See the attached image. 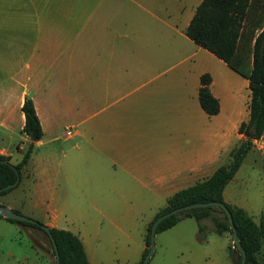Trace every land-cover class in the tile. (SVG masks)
Segmentation results:
<instances>
[{
    "label": "crops",
    "instance_id": "1",
    "mask_svg": "<svg viewBox=\"0 0 264 264\" xmlns=\"http://www.w3.org/2000/svg\"><path fill=\"white\" fill-rule=\"evenodd\" d=\"M201 1L0 0V156L12 165L22 158L28 142L22 133L25 98L32 100L42 129L36 148L53 134L55 104L72 121L81 112L79 81L91 77V136L83 120L65 127L66 139L79 138L88 147L76 148L62 164L46 162L44 170L56 178L61 166V179L69 178L91 157L92 185L76 190L82 202L61 194L58 209L42 216L44 225L81 241L89 264L106 263L97 237L82 227L90 217L85 208L119 225L117 233L126 241L132 240L130 231L120 225L143 219L141 243L135 249L121 244L113 255L117 264H138L147 227L166 199L209 178L238 143L250 102L248 81L186 36ZM205 74L219 103L213 116L198 101ZM52 75L59 81L54 102L46 82ZM15 131L21 146L12 152ZM29 161L0 205L16 210L30 192ZM38 207L37 201L32 208ZM67 220L81 226L69 228ZM215 258L209 264H233Z\"/></svg>",
    "mask_w": 264,
    "mask_h": 264
},
{
    "label": "trees",
    "instance_id": "2",
    "mask_svg": "<svg viewBox=\"0 0 264 264\" xmlns=\"http://www.w3.org/2000/svg\"><path fill=\"white\" fill-rule=\"evenodd\" d=\"M185 33L196 45L213 54L248 81L249 118L248 122L240 124L237 131L245 137L247 134H252L253 138L246 137L234 146L227 162L219 166L209 178L166 199L165 207L159 210L147 227L145 249L138 264H142L148 253L149 233L157 217L179 207L207 202L223 203L228 208L246 254L245 264H264L258 257L264 242V218L258 223L255 222L244 209L226 203L223 195L224 189L234 178L252 148V142L259 140L264 134V0H202ZM210 81V76L207 74L200 77L198 101L204 112L213 116L219 112V103L209 91ZM21 111L24 115L22 133L28 140L33 139V141H28L25 145L22 158L16 165L10 164L6 157L0 156V161H6L0 163V189L16 181L17 174L14 170L20 176L22 167L31 157L35 143L42 138L41 125L30 98H25ZM12 189L0 192V196L6 195ZM216 214H220L221 218ZM184 218H194L197 222L209 218L217 235H231L223 211L214 207L194 208L170 216L158 225L156 234L172 228ZM5 220L42 232L54 256L48 235L37 225ZM198 230L202 232L204 227L199 224ZM50 232L58 250L60 264H89L83 245L74 234L56 228H50ZM228 251L232 263L239 264L240 255L233 244L228 246Z\"/></svg>",
    "mask_w": 264,
    "mask_h": 264
},
{
    "label": "rangeland",
    "instance_id": "3",
    "mask_svg": "<svg viewBox=\"0 0 264 264\" xmlns=\"http://www.w3.org/2000/svg\"><path fill=\"white\" fill-rule=\"evenodd\" d=\"M46 82L49 87L50 98L54 102V92L57 91L59 81L52 75ZM79 82L82 85L77 98L84 103L81 112L72 121V118L66 116V111L60 107V104H55L57 124H53L55 125L53 134L46 135L42 140L43 143L33 148L32 157L27 165L28 179L26 178V184L30 187V192L22 201L20 199L22 203L16 211L41 224H43L42 216L44 214H50L54 209H58L61 194H68V201L70 202H77L78 200L82 202L83 200L78 197L76 190H83L92 185L91 157L90 160L81 161L77 166L79 173L74 171L69 178L66 176L61 179V175H59L61 166L56 178H52L44 170L46 162L52 161L55 164H62L71 154L77 153L76 148L88 147L79 138H65V127L74 125L80 120H83L82 127L91 136L94 121L91 105V77L89 79L83 77ZM68 97L75 98L74 93L68 92ZM248 118L247 106L245 122H248ZM13 136L14 147L12 152L15 151L16 146H21L19 132L15 131ZM52 137H56L57 140L49 142ZM244 139H246L245 135L241 134L238 143ZM35 189L39 192L38 195L35 193ZM2 199H6V195L0 196V200ZM224 200L232 206L244 209L257 223L261 218H264V134L259 140L252 142V148L239 170L224 189ZM37 201L39 207L33 209L32 206ZM68 209L71 210L72 208L68 207ZM85 209L89 211L90 217L89 221L82 227L97 237L95 244L104 263H118L113 255L119 245L127 243L131 249H135L141 243L144 232L143 219H134L130 224L120 225L130 231L132 240L126 241L122 235L117 233L119 225L104 223L95 217L92 209ZM216 215L221 218L220 214ZM4 221L0 220V264H55V258L48 240L42 232ZM199 224L204 227L202 232L198 230ZM66 226L72 228L81 225L76 223L72 225L70 222ZM161 243H163V248L160 246ZM231 244V235H217L209 218L201 222H197L194 218H184L172 229L155 235L154 251L148 264H209L215 262L217 256H222L224 260L230 261L228 246ZM209 256L211 259H208ZM258 257L264 263V242Z\"/></svg>",
    "mask_w": 264,
    "mask_h": 264
},
{
    "label": "water",
    "instance_id": "4",
    "mask_svg": "<svg viewBox=\"0 0 264 264\" xmlns=\"http://www.w3.org/2000/svg\"><path fill=\"white\" fill-rule=\"evenodd\" d=\"M246 137L248 139L253 138L252 134H247ZM29 141H33V139H29ZM0 163H6V161H0ZM14 171L17 174L16 181L10 185H7V186L1 188L0 192L10 190V189L15 188L17 186V184L19 183V180H20V176L18 175V172L16 170H14ZM207 207L219 208L223 211V213L227 219V222L230 226V229H231L232 244L234 245V247L236 248V250L239 252V255H240V263L239 264H245L246 254H245V252L241 246L239 237L237 235L236 229H235L234 224H233L232 216H231L228 208L226 207V205L223 203H219V202L194 203L191 205H186L184 207H179V208L173 209V210L157 217L151 225V229H150V233H149V249H148V253L146 254V256L143 259L142 264H148V261H149L151 255L153 254L154 239H155V235H156V230H157L158 225L164 219H166L170 216H173V215H178L179 213L188 211L190 209L207 208ZM0 217L4 218V219L14 220V221H18V222H26V223H30L32 225H37L40 229H42L48 235L50 242L52 244V249H53V253H54V257H55V264H60L58 250H57L55 241L52 237V234L50 232V228L48 226H46L44 224H40L37 221H35L29 217H26V216H23L19 213H16L14 210H12L9 207L4 206V205H0Z\"/></svg>",
    "mask_w": 264,
    "mask_h": 264
},
{
    "label": "built area",
    "instance_id": "5",
    "mask_svg": "<svg viewBox=\"0 0 264 264\" xmlns=\"http://www.w3.org/2000/svg\"><path fill=\"white\" fill-rule=\"evenodd\" d=\"M67 134H69V132Z\"/></svg>",
    "mask_w": 264,
    "mask_h": 264
}]
</instances>
